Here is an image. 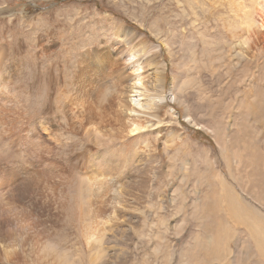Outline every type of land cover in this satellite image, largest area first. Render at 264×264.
Masks as SVG:
<instances>
[{"label":"rangeland","instance_id":"1","mask_svg":"<svg viewBox=\"0 0 264 264\" xmlns=\"http://www.w3.org/2000/svg\"><path fill=\"white\" fill-rule=\"evenodd\" d=\"M250 1L0 0V171L28 160L17 176L38 174L14 200L36 224L31 249L0 248V264L46 263L52 246L64 264H264V30L243 31ZM135 54L164 109L125 138L88 104L98 88L116 103Z\"/></svg>","mask_w":264,"mask_h":264},{"label":"bare ground","instance_id":"2","mask_svg":"<svg viewBox=\"0 0 264 264\" xmlns=\"http://www.w3.org/2000/svg\"><path fill=\"white\" fill-rule=\"evenodd\" d=\"M250 2H251V5H250L251 8L250 9H248L249 7L247 8L243 2L238 3V9L240 10V12L242 13V16H243V18H242L243 22H241L243 24V27H242L243 31H245V32L250 31L251 32L252 29L254 30V28H257L258 30L259 29L264 30V23L263 22H260L257 25V23H258L257 18H262V16L264 15V0H251ZM249 14H251V15H249ZM239 46H240L239 54H243V52L246 50V49H244V46H246V43L242 42ZM139 47H141V46H139ZM142 49H144V47ZM134 57L136 59V54H135V56L130 55L128 57L129 62H131V66L129 67L130 68L129 70L132 72L134 71V73L129 74L128 76L125 74L128 85L125 86L123 90H119V93L116 94V97L114 98V100L116 98H118V99H116V103L114 105L111 103L113 106L108 107L107 104L104 103V99L107 96L105 94V97H103L105 90H103L101 88H100L101 90L98 88V90H99L98 92L97 91L96 92L94 91V92L97 94L100 93L99 97H102L103 100L100 99L101 101L100 100H98V101H100L102 105L100 104V106H98L94 101L92 103L88 102L89 103L88 105L95 104L96 109H98V110L109 111L110 115L116 119V122L121 123V120H122V123H123L122 128L126 130V133L124 132L126 134L124 136L125 138L136 136L140 133L145 132L148 128H151V126L149 125L150 120H148V118L146 119V117L143 118V116H140V115H147L150 117V119H155L156 121L160 122L161 118L156 113L157 112L159 113L158 110L164 109V108H161L159 106L160 104L158 105L155 103L156 99L157 100L160 99V101H164V97H162L163 91L161 90L162 92L160 91L159 93L156 91L158 94L156 93L153 95L147 94L149 91L144 89L143 83H140L139 77H141L142 73H141L140 68L136 66L137 64L134 63L135 62ZM155 78H156V76H155ZM145 88H146V86H145ZM151 92H152V90H151ZM114 96H115V94H114ZM86 97L89 98L88 96H85V99H86ZM110 98H113V96H111V95L108 96V99H110ZM87 100H89V99H87ZM88 110H90L91 112L93 111L91 109V105L89 106ZM143 110H147V111H149V113L148 112L145 113V112H143ZM161 121H163V120H161ZM97 132L100 133L97 128L93 129V130L91 128L90 133H92L93 136H95L97 134ZM30 133H32V132L31 131L27 132L26 136H25V137H28L27 139H29V141L33 142L32 140L34 138H37V140L39 139L37 132L34 131L32 134H36L37 136L32 135V137L30 136ZM18 134L16 135L13 132H11L9 134L12 138H14L13 142H16L17 140L23 141L24 139H26V138H23L22 135H18ZM2 139H3V135L0 134V140H2ZM29 165H30L29 161L26 160V162L24 161L18 165V167H17L18 169H15L14 167H12L15 165L9 164V166H6L5 170L3 169V171H0V248L2 250L3 249L7 250L5 254L14 253L15 255L20 256L22 253H27L31 249L30 247H29L30 249H24L26 247L24 242H25L26 237H27V234H26L27 230L30 231L31 229H33V227L36 224L31 223V224L21 225L20 222L16 218L15 212L17 211V205L14 204V200L16 198L21 197L22 199H25L27 193H28L27 196H29V193H32V196L35 193V191L33 189L34 188L33 185L37 184V182H35V181H38V177H37L38 174L33 172V173H31L32 175H28L29 178H23V180L20 179L21 177L19 178V176H17L18 174H21L22 172L29 173L28 172V169L30 167ZM38 173H40V172H38ZM42 173H43L42 175L40 174L41 177L43 175H45L44 172H42ZM47 176L48 175H46V177ZM49 177H51V175L48 176L47 179H49ZM89 178H91V177H89ZM19 179L21 180L20 182H18ZM39 181H40V179H39ZM14 182H15V184H14ZM38 189H40V188H38ZM93 191L96 193H99V192H101V188H99L95 185L93 188ZM4 193L6 196L3 195ZM6 202H9V203L11 202V203L7 206L6 204H4ZM33 207H34L33 205L27 204V209H28L27 213H31L34 209ZM243 219H244V216H243ZM99 220L101 221V219H99ZM9 225L10 226L11 225L17 226V227H16V229H14L12 231L11 230L6 231L7 230L6 228H8ZM94 231L96 233H101V232H97L96 230H94ZM29 233H31V232H29ZM89 233H90V236H88V243L91 244L92 241L96 242L97 240L96 239L93 240V238H92V237H94V235H91L94 233L93 232L92 233L89 232ZM227 235H229V234L227 233ZM262 235H264V231H262ZM228 237H226V238H228ZM103 238H104V236H103ZM99 243H100V241H99ZM93 244H95V243H93ZM258 245L260 247L259 249L261 251L262 250L264 251V248H262V246H260L259 243H258ZM2 246H6V247L2 248ZM34 246H36V245L33 244V247ZM39 247H41V246H38L37 248H39ZM225 247L226 246H223V248H225ZM215 248H216V246H215ZM8 249H11L12 253H11V251H8ZM43 249H44V247H43ZM19 250H21V252ZM56 251L57 250L52 246V248H47V249L45 248V250L39 255H40V257H42V259H44V261H47L50 264H64V260H66V262H67L66 255H63V254L57 255ZM227 253H230V252L228 251ZM14 254H12V255H14ZM47 262L46 263L43 262V264H47Z\"/></svg>","mask_w":264,"mask_h":264},{"label":"crops","instance_id":"3","mask_svg":"<svg viewBox=\"0 0 264 264\" xmlns=\"http://www.w3.org/2000/svg\"><path fill=\"white\" fill-rule=\"evenodd\" d=\"M263 251V250H262Z\"/></svg>","mask_w":264,"mask_h":264}]
</instances>
